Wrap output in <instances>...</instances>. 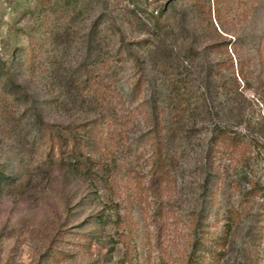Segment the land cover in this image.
I'll return each instance as SVG.
<instances>
[{
    "label": "rangeland",
    "instance_id": "374dc122",
    "mask_svg": "<svg viewBox=\"0 0 264 264\" xmlns=\"http://www.w3.org/2000/svg\"><path fill=\"white\" fill-rule=\"evenodd\" d=\"M58 1L25 0L16 9L0 1V170L7 176L0 186V264H120L125 255L127 264H190L194 237L190 214L200 194L193 159L207 132L190 140L186 134L180 136L174 149L180 156L186 148L187 156L167 181L159 180L150 159L153 141L147 134L152 83L147 82L133 100L128 89L137 79L134 62L126 54L117 61L116 54L124 42L134 47L148 37L150 17L164 11L170 25L162 40L165 47L154 50L152 61L146 59L144 75L152 70L150 61L171 47L181 52L197 31L202 50L243 33L246 52L253 58L249 71L257 78L262 73L257 52L260 41L264 45V0H76L70 7ZM209 17L221 36L208 28ZM99 51L116 63L111 93L102 107L112 117L113 128L122 133L123 168L116 185L121 197L116 201L121 216L129 220L125 228L116 225V210L105 208L101 182L74 180L73 173L52 164V148L55 154L62 147L52 139L56 131L65 135V141L72 128L78 127L86 140L91 135L93 129L84 125L96 117L88 102L94 89L75 99L73 83L84 77L82 67L90 54V70H95ZM209 57L223 58L220 52ZM198 61L201 64L202 57ZM202 72L198 68L190 78L200 103L205 93L199 84ZM256 88L243 89L239 101L247 107L241 106L245 115L236 114L235 122L253 119L248 123L256 126V119L264 117L263 98ZM225 99L222 107L228 105ZM223 115L220 122L227 119ZM93 127L96 133L100 129L99 124ZM115 145L111 143L113 149ZM104 147L101 144L95 154L106 153ZM259 162L256 173L264 183V158ZM235 164L225 166L233 176ZM227 184L221 195L224 209L237 204L235 186ZM90 193L94 195L85 198ZM102 214L108 215L105 224H96ZM242 215L222 253L210 255L207 243L201 256L209 264H264V193ZM216 222L212 218L210 225L220 234L224 223ZM121 233L126 235L123 241Z\"/></svg>",
    "mask_w": 264,
    "mask_h": 264
},
{
    "label": "trees",
    "instance_id": "16d2710c",
    "mask_svg": "<svg viewBox=\"0 0 264 264\" xmlns=\"http://www.w3.org/2000/svg\"><path fill=\"white\" fill-rule=\"evenodd\" d=\"M0 1L2 5L16 9L25 0ZM41 1L52 2V0H39V2ZM59 1L64 2L68 7L76 3V0ZM165 15L164 11L158 12L157 15L152 14L150 19L153 24L148 31V37L144 36L141 40L136 41L134 47L124 42V47L119 50L116 57L117 61L122 62L126 54V57L130 56L134 62L137 79L134 81V85L128 89L133 100L141 95L147 82L152 83L150 99L152 102L149 104L151 111L147 114L151 121V128L147 134L153 141L150 159L156 173L154 175H157L159 180L165 178L167 181L171 176L172 169L176 168L181 159L187 156L186 148L179 156L178 151L174 149V142L183 134H186L190 140L200 131L207 132L205 139L198 147H201L200 154L197 152V156L193 159L196 161L195 170L200 176L197 185L200 194L196 196L198 206L190 214L194 225V237L193 253L189 259L190 264H209L208 259L201 256L203 250L207 249V243L209 242L210 250L208 249V252L210 255L216 257L222 253L221 249L226 245L235 223L243 217L242 211L255 203L264 193V183L256 173L260 163L259 158H264V117L256 119V126L248 123L253 119L234 121L236 114L242 118L245 115L243 111L247 105L245 101L244 103L239 101L243 97V89H253L257 86L255 93L259 94L264 102V45L260 41L257 54L260 57L262 73L257 78L249 71L253 58L246 52L243 33L242 35L232 34L233 38L225 42L205 45L206 47L204 46L202 50L201 41L195 37L196 31L190 44L184 45L181 52L176 53V49L171 47L168 52L164 51L161 58H156L152 63V56L157 55L154 50L160 51L162 47H165L162 40H166L164 32L170 27ZM219 22L220 28L225 29L221 18H219ZM185 23L186 28L189 29V22ZM208 28L221 36L213 26L211 17L208 18ZM100 49H102L101 46ZM212 52H220L222 60L212 61L209 57ZM91 56L93 55L90 54L86 58L82 67L84 77L75 80L73 90L77 92L75 99H83V94L86 91L94 89L88 102L94 107L96 117L84 125L87 129L93 130L86 140L82 137L78 127L72 128L66 141L65 135H62L61 131H56L52 139L62 147L57 149L55 154L54 147L52 148L51 155L55 157V159L52 158V164L63 171L73 173L74 180L101 182V190L106 195L104 197L105 208L110 210L114 208L117 214L116 225L125 228L130 223L126 216H121V204L116 201L121 197L120 190L116 189V185L119 172L123 168L120 160V135L122 133L113 128L112 117L102 107L104 100L111 93L112 84L109 82L113 81L111 74L115 73L114 65L116 63L112 62V58L106 59L102 51H99L95 57V70L91 71L90 67L93 65L90 63ZM200 57L204 61L201 64L198 63ZM147 58L151 59L152 67L148 76L144 75ZM198 68L203 70L200 75L203 74V77H199L201 80L199 84L200 88L204 87L205 90L201 103L196 92L192 91L193 85L190 79ZM240 81L244 84L241 91ZM160 86L163 87L159 90ZM222 98H226L228 105L222 107L220 104ZM84 99L87 98L84 97ZM221 114L227 118L224 122H220ZM95 124L100 125L97 133L93 127ZM62 140L65 141V144H62ZM112 142L116 144V150L111 147ZM101 144L105 146L106 153L96 155L95 152L99 150ZM189 145L192 148L195 147L192 140ZM233 163H236L234 165L236 168L232 171L235 172L234 176L228 172L231 169L226 170L225 167ZM6 177L5 173L0 170V186L2 179ZM227 183L235 186L234 199L237 200V204L226 205L228 208L224 209L221 195L223 196L229 186ZM91 195L94 193L86 194L85 198L89 199ZM222 211L224 213L221 215ZM110 217L111 215H109ZM107 218L108 215L105 214L97 216L96 224H105ZM212 218L217 220L216 224L224 223L222 233L213 232L214 227L210 225ZM118 236L121 241L126 238L124 233ZM128 258L125 255L120 264H127Z\"/></svg>",
    "mask_w": 264,
    "mask_h": 264
}]
</instances>
